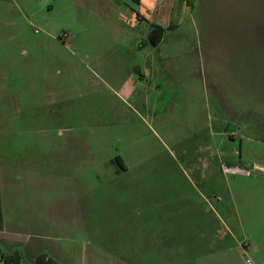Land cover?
Returning <instances> with one entry per match:
<instances>
[{
	"label": "rangeland",
	"instance_id": "rangeland-1",
	"mask_svg": "<svg viewBox=\"0 0 264 264\" xmlns=\"http://www.w3.org/2000/svg\"><path fill=\"white\" fill-rule=\"evenodd\" d=\"M158 5L0 0V264H264V0Z\"/></svg>",
	"mask_w": 264,
	"mask_h": 264
},
{
	"label": "crops",
	"instance_id": "crops-1",
	"mask_svg": "<svg viewBox=\"0 0 264 264\" xmlns=\"http://www.w3.org/2000/svg\"><path fill=\"white\" fill-rule=\"evenodd\" d=\"M135 2L137 3L139 7V11L133 10L132 7H128L126 8V13H129L132 23L140 24L141 20L147 21V19L150 17L153 9L156 6V0H135ZM163 38H164V35H163V30H162L160 31L159 36L154 41L153 45H158L163 40ZM12 115H13L12 113H0V121H10L12 119ZM0 160H2L1 156H0ZM0 167H1V164H0ZM4 179L6 178L2 177V172L0 169V191H3V187L5 186V185L3 186ZM10 203H11V200H10L9 195H5L3 192H0V232L1 231L3 232L2 228H3V225L5 224V218L7 216H10V213L8 210ZM6 206H8V208ZM17 241L18 239L15 238L14 231H11L7 233L6 235L0 237V244L3 243L6 249H8V251H11L13 247L15 248ZM8 253L10 254V252Z\"/></svg>",
	"mask_w": 264,
	"mask_h": 264
},
{
	"label": "trees",
	"instance_id": "trees-1",
	"mask_svg": "<svg viewBox=\"0 0 264 264\" xmlns=\"http://www.w3.org/2000/svg\"><path fill=\"white\" fill-rule=\"evenodd\" d=\"M161 0H156V6H155V8L153 9V11H152V13H151V15H150V17L147 19V21H148V23L151 25V27H153V28H155V29H157V30H159V33H160V31H162L163 30V25H167L168 27H171V26H173L172 24H171V22L170 21H164L163 19H161L162 18V13H163V11L165 10V9H169L167 6H165V7H163V10L162 11H158L157 9H158V7H159V2H160ZM170 10V9H169ZM161 17V18H160ZM152 18H154V21H150ZM158 37V36H157ZM156 37V38H157ZM12 262L13 261V264H15V263H17V261L16 260H13V259H10L9 260V262ZM8 262V261H7ZM15 262V263H14ZM6 263V262H5ZM37 264H58V263H56V261H54L53 259H51V258H45V257H42V258H40V259H38L37 260Z\"/></svg>",
	"mask_w": 264,
	"mask_h": 264
},
{
	"label": "flooded vegetation",
	"instance_id": "flooded-vegetation-1",
	"mask_svg": "<svg viewBox=\"0 0 264 264\" xmlns=\"http://www.w3.org/2000/svg\"><path fill=\"white\" fill-rule=\"evenodd\" d=\"M157 36H159V30L156 29V31L154 30L153 33L150 35V37H151V39H154Z\"/></svg>",
	"mask_w": 264,
	"mask_h": 264
},
{
	"label": "built area",
	"instance_id": "built-area-1",
	"mask_svg": "<svg viewBox=\"0 0 264 264\" xmlns=\"http://www.w3.org/2000/svg\"><path fill=\"white\" fill-rule=\"evenodd\" d=\"M235 170H237V169L235 168ZM239 171L244 172V173L248 172L247 170H239Z\"/></svg>",
	"mask_w": 264,
	"mask_h": 264
},
{
	"label": "water",
	"instance_id": "water-1",
	"mask_svg": "<svg viewBox=\"0 0 264 264\" xmlns=\"http://www.w3.org/2000/svg\"><path fill=\"white\" fill-rule=\"evenodd\" d=\"M151 43L154 44V40L153 39H151Z\"/></svg>",
	"mask_w": 264,
	"mask_h": 264
}]
</instances>
